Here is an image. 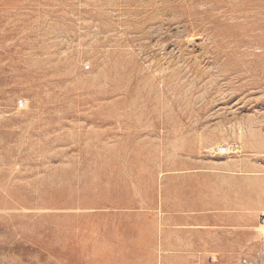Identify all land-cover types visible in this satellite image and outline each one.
Returning <instances> with one entry per match:
<instances>
[{"label":"rangeland","instance_id":"rangeland-1","mask_svg":"<svg viewBox=\"0 0 264 264\" xmlns=\"http://www.w3.org/2000/svg\"><path fill=\"white\" fill-rule=\"evenodd\" d=\"M264 0H0V264H264Z\"/></svg>","mask_w":264,"mask_h":264},{"label":"built area","instance_id":"built-area-1","mask_svg":"<svg viewBox=\"0 0 264 264\" xmlns=\"http://www.w3.org/2000/svg\"><path fill=\"white\" fill-rule=\"evenodd\" d=\"M261 223L264 224V214L261 216Z\"/></svg>","mask_w":264,"mask_h":264}]
</instances>
